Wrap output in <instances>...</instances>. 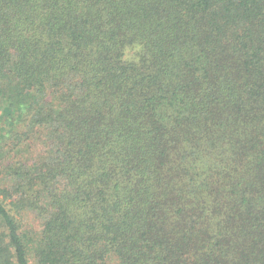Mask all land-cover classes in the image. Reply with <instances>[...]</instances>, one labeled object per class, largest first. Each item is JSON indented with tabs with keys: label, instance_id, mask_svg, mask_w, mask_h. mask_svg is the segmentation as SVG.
<instances>
[{
	"label": "trees",
	"instance_id": "obj_1",
	"mask_svg": "<svg viewBox=\"0 0 264 264\" xmlns=\"http://www.w3.org/2000/svg\"><path fill=\"white\" fill-rule=\"evenodd\" d=\"M1 80L0 264H264V0H0Z\"/></svg>",
	"mask_w": 264,
	"mask_h": 264
},
{
	"label": "rangeland",
	"instance_id": "obj_2",
	"mask_svg": "<svg viewBox=\"0 0 264 264\" xmlns=\"http://www.w3.org/2000/svg\"><path fill=\"white\" fill-rule=\"evenodd\" d=\"M138 48L127 50V57L131 58ZM14 83L0 81V164L6 165L9 161L13 164L27 161L29 157L38 158L50 152V145L53 138L49 137L46 129L36 127L31 124V115L29 105L32 102H40L34 99L28 93L18 96L14 89ZM14 91V92H13ZM13 92V93H12ZM18 98V100H17ZM11 103H14L12 106ZM31 110V109H30ZM21 135V140L19 136ZM23 139V140H22ZM18 143V146H15ZM8 207L10 205L7 202ZM15 213V212H14ZM16 216L22 220L25 225L39 226L41 218L34 212L24 213ZM110 264H117L118 258L115 254L108 257ZM31 262L34 259L31 257Z\"/></svg>",
	"mask_w": 264,
	"mask_h": 264
}]
</instances>
